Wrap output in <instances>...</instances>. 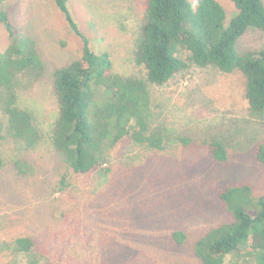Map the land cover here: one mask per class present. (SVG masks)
<instances>
[{
    "label": "rangeland",
    "instance_id": "1",
    "mask_svg": "<svg viewBox=\"0 0 264 264\" xmlns=\"http://www.w3.org/2000/svg\"><path fill=\"white\" fill-rule=\"evenodd\" d=\"M218 1L228 25L238 10L231 0ZM4 7L13 24L37 41L48 65L43 81L24 91L21 101L50 125L58 111L53 72L80 57L83 42L54 0H5ZM68 8L95 52H109L116 71L143 78L134 49L145 0H68ZM9 43L0 23V51ZM238 45L242 52L261 50L264 32L250 27ZM244 86L239 72L197 66L154 86L158 121L192 143L175 139L152 150L122 141L111 150L108 174H75L47 144L35 155L8 144V156L33 169L9 165L0 171V246L30 236L46 259L59 264H200L196 240L230 217L220 192L249 184L264 194V164L256 157L264 119L248 116ZM213 139L227 145L228 163L218 164L199 146ZM64 175L68 187L60 190ZM175 231L184 232L183 243L172 239Z\"/></svg>",
    "mask_w": 264,
    "mask_h": 264
},
{
    "label": "trees",
    "instance_id": "2",
    "mask_svg": "<svg viewBox=\"0 0 264 264\" xmlns=\"http://www.w3.org/2000/svg\"><path fill=\"white\" fill-rule=\"evenodd\" d=\"M231 1L238 13L227 25L218 0H145L134 49V63L144 71L140 78L116 71L109 52H95L71 15L68 0H54L83 48L80 57L53 72L58 111L49 125L21 101L24 91L43 81L48 65L37 41L13 24L5 0H0V23L10 37L0 51V171L9 165L33 169L28 161L8 156L10 143L34 155L47 144L81 175L97 170L108 174L111 150L125 140L152 150H164L175 139L188 146L191 140L158 121L152 89L193 66L241 73L248 116L264 119V47L242 52L238 45L250 27L264 32V0ZM199 146L218 164L228 163L224 141L202 140ZM256 157L264 164V138ZM66 180L64 175L60 190L68 187ZM219 197L230 217L196 240L200 264H264V194L249 184H235ZM172 239L183 243L186 235L175 231ZM37 246L34 238L18 236L0 246V264H59L46 259Z\"/></svg>",
    "mask_w": 264,
    "mask_h": 264
}]
</instances>
